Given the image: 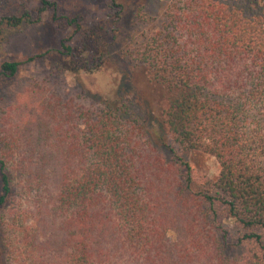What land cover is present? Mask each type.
<instances>
[{"label":"trees","instance_id":"obj_1","mask_svg":"<svg viewBox=\"0 0 264 264\" xmlns=\"http://www.w3.org/2000/svg\"><path fill=\"white\" fill-rule=\"evenodd\" d=\"M105 6L85 22L81 5L0 0V46L30 25L55 31L40 53L0 58V261L264 264V1ZM126 9L119 56L158 93L151 125L137 98L56 76L95 70ZM48 54L58 62L42 78L16 79ZM197 150L217 162L214 179L196 176Z\"/></svg>","mask_w":264,"mask_h":264},{"label":"rangeland","instance_id":"obj_2","mask_svg":"<svg viewBox=\"0 0 264 264\" xmlns=\"http://www.w3.org/2000/svg\"><path fill=\"white\" fill-rule=\"evenodd\" d=\"M59 4L64 3L67 7L71 5L83 6L85 22L92 19L104 18L107 11L106 4L108 0H56ZM124 3L131 0H122ZM135 3L144 6V12L156 14L160 12L164 5V0H132ZM264 1V0H263ZM33 4V2H31ZM130 10L126 9L118 24V30L115 39L109 46L104 59L100 65L92 72L79 71L77 74L63 69L58 72V82L66 89L76 92L82 90L88 95L99 96L104 98H113L119 94L130 95L137 98L144 104L145 111L148 115V123L151 125L156 119V98L157 91L151 87L143 71L138 67H131L119 56V48L126 38L130 28ZM55 31L48 24H36L24 27L20 31L13 32L7 42L0 46V58L23 60L26 56L37 54L44 48L54 45ZM60 35L70 37L71 41L76 40V35L70 36L71 31L60 30ZM104 40V39H103ZM58 59L48 54L46 57H38L34 60L23 62L19 65L16 79L20 78H42ZM54 65V64H53ZM52 65V68L54 66ZM52 85L50 82H48ZM16 80L7 82V88L13 85L17 86ZM188 162L193 166L197 177H208L214 179L217 175L218 165L215 159L202 151H194L187 157ZM232 231L230 223L225 225ZM12 264H17V260H12ZM0 264L6 262L0 261Z\"/></svg>","mask_w":264,"mask_h":264}]
</instances>
